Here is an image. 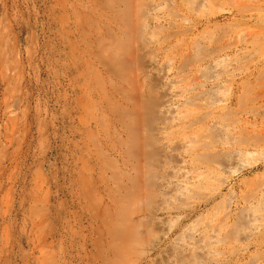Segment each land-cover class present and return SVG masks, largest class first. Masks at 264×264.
Listing matches in <instances>:
<instances>
[{
  "label": "rangeland",
  "instance_id": "1",
  "mask_svg": "<svg viewBox=\"0 0 264 264\" xmlns=\"http://www.w3.org/2000/svg\"><path fill=\"white\" fill-rule=\"evenodd\" d=\"M158 1L155 0L154 2ZM163 1L164 5L162 6L163 8L161 7V11L151 12L150 8L154 4L153 0H0V264H264V126H262L264 125V27L262 29L264 22L255 20L249 16L250 12L263 9L264 5L261 4V6L260 3H264V0H257V2L256 0H239L240 3L236 0L239 6L242 3L248 6L246 8L245 5H242L243 10H239L241 7H234V1L231 0H205V7L199 6V0H178L180 6L178 11L169 0ZM241 1L244 2L241 3ZM129 2L130 5L132 2L133 4L136 3V6H129ZM206 4L208 6L211 5V7L208 8ZM165 5L166 7L169 5V10L167 9L168 7H164ZM147 6H149V9ZM253 8L257 9L251 11ZM132 9L133 11L135 10L134 12L137 10V13H133ZM171 9L176 10L173 11ZM226 11H231V13ZM165 14L168 18H166ZM136 15L138 16L137 19ZM157 15L161 18L157 17ZM155 17L157 20H155ZM184 17L185 19L187 17V21ZM168 20H172V23ZM260 26L261 29H259ZM182 29H187L188 33L187 31L185 33ZM180 30L183 34L179 33ZM250 30L257 31L255 33L252 31V36H255L254 38L250 36L252 34ZM137 31L139 36H136ZM174 32L177 35H173L175 34ZM233 32L236 34L234 35ZM170 34L171 37L169 38ZM233 35L235 37L240 35L238 36L239 40L240 37L242 38L240 41L244 39L243 37H248V40L246 41L245 39L244 43H240L237 39H235L236 41L233 39L235 38ZM152 37L154 39L150 40ZM220 37L222 40L219 39ZM223 38L226 39L223 40ZM135 39L138 40L137 43L134 41ZM186 39H189L188 42L192 40L190 42L192 45L187 43ZM193 41L198 43L197 47L199 46V51L196 49L195 44L197 43ZM255 41L257 43H254ZM124 42L126 43L125 45ZM236 42H239L240 45ZM158 44L160 50L156 47ZM187 44L189 47H187ZM251 44L253 47L250 46ZM135 46L139 49H136ZM186 48H191L193 51ZM181 49L188 51L190 57L188 55L186 57L187 52L185 53ZM173 51L175 54L178 53V56L175 54L173 56ZM233 51L236 56H234ZM152 52L153 54H151ZM158 52L160 55H158ZM126 53L128 56L125 55ZM152 55H156L154 59L158 57L155 59L158 60L155 65L150 66L149 61L153 58L151 57ZM229 55L230 57H228ZM242 55L243 57H241ZM184 57L186 58L184 59ZM177 59L180 62L183 60L184 63H180ZM219 60L224 61V63L222 64L223 66H218L215 73L210 67H212L213 62L216 63ZM169 61L173 65L175 64L172 75L180 73L178 77H185L183 80L180 78V82H184L180 83L178 87L184 88L185 83H188L186 86H190L187 93L193 103L191 102V104L184 107L188 108L189 106L193 110L197 107L190 119L191 127L188 126L189 122L183 123L179 122V120L171 122L169 118L167 119V114L164 116V112L159 107L163 102L162 100H164V93L162 92H164L165 86H163L164 82L161 83L159 81L160 78L158 79V76L160 77L162 73L161 69L164 70L165 63L167 64ZM130 63L133 64L131 65ZM163 65L165 66L163 67ZM186 65L191 66L188 68ZM226 66L227 68H225ZM178 67H180L179 70L181 72H178ZM131 69L132 72H130ZM222 74L223 76H221ZM195 75L197 76L196 78L194 77ZM228 76L229 78H227ZM142 77L146 79L143 80ZM205 78L208 80H205ZM200 81H202V84ZM126 82H129L127 83L128 85ZM215 82L217 84H214ZM236 84H238L237 87ZM229 85L232 86L230 87ZM129 87L130 91H128ZM213 88L214 90L216 88L217 91L212 90ZM142 89L144 93H140ZM193 91L197 92L196 94L200 92H203V94L196 95ZM225 91L227 92V96H225ZM221 92L222 94H219ZM214 94L216 95L214 96ZM237 94L240 96H237ZM223 95L226 97L225 99L230 95L227 99L228 102L223 108H218L217 110L215 109L216 106L211 105L209 101L214 100L217 96L221 98ZM234 96H237L240 102ZM125 97L126 99H124ZM192 98L197 99V102ZM121 102L123 103L120 104ZM146 102L149 103L144 107ZM179 103L181 101H175L174 106H178ZM194 103H199L200 105L195 106L196 104L194 105ZM132 104H136L137 107ZM184 107L179 108L176 116H182ZM223 109L224 112H229V114L225 112L227 114L225 115ZM208 110H211L213 114ZM206 111L207 113H205ZM250 111L255 114H251ZM148 113L149 115H147ZM208 113L211 114L209 115ZM219 113L222 114V117ZM232 113H234V116ZM247 113L248 116H245ZM99 114L102 118L99 117ZM145 114L146 119L143 117ZM201 114L204 116H200ZM214 114L216 115L215 117L220 116L222 119L220 117L216 119ZM236 116L238 117L237 119H235ZM141 117L146 121L140 119ZM203 117H208L209 121H206ZM147 119L154 120L150 121ZM126 120H128V123ZM139 120L142 122H139ZM161 120H166V122L162 123L163 121ZM203 120H205V123L202 122ZM146 122H152L153 126ZM213 122H217L219 126L224 125L227 129H230L226 135L227 137L231 135L230 131L234 128L239 129L238 140H235L233 147L229 148V146L219 143L223 138L218 129L219 126H212ZM231 122L234 125L236 124L235 127ZM125 124L126 127L124 126ZM256 124L261 126L259 127ZM175 126H177V129ZM140 127L144 128V130ZM201 127H204V129ZM210 127L212 128L210 129ZM214 127L217 133L213 129ZM161 128L162 130H160ZM143 131H145L147 137L144 136L145 133ZM250 132L251 134L249 135ZM252 132L255 134H252ZM132 133L139 135L132 137ZM197 133L199 135L198 138L202 139L206 144L208 143L207 149L197 152V154L201 152L205 153L207 159L196 160L198 167L209 168L210 171H207L205 176H200L195 171L196 169L180 163L183 157H188V155L184 152L185 149L183 151V147L179 144V141L185 137H193ZM140 134L144 137L142 135L140 137ZM210 135H214V138ZM175 137H178L179 140ZM208 137L210 140H208ZM166 142H169V144H166ZM110 143L112 146H109ZM173 146L176 148L174 149ZM125 147L128 150L133 148V150L131 152L126 151ZM170 149H173V151ZM234 149L242 152L240 160L243 163V167L239 170L232 168L229 170L219 169L217 167L218 164L230 162L232 156H234ZM134 150L136 151L135 153ZM244 150L246 151L244 152ZM148 151H150L149 154ZM213 151L216 152L212 154ZM106 152L108 153L106 154ZM145 152L146 156H144ZM206 152L209 154H206ZM173 154H175V160L173 159ZM135 157L137 158V162ZM133 158L135 159L132 160ZM146 158H148V162L145 161L147 163H144L143 160H146ZM155 158L157 159L156 161H154ZM171 160L174 165L170 164L172 163ZM119 161H121V164ZM169 169L170 171L172 170L171 173ZM166 172H169L171 177ZM207 173L209 175H206ZM130 176L132 179H130ZM141 176L147 177L140 180ZM180 176H182L181 180ZM87 177L90 178L88 179ZM133 177H135V182ZM197 177L199 178L197 179ZM98 181L101 183L99 184ZM126 181L127 183H125ZM138 183L139 185L137 186ZM143 183L144 185H141ZM149 183L150 185H154L150 186L151 190L148 186ZM119 186L120 188L118 189ZM144 186H146L145 189ZM160 186L164 189H161ZM169 187L171 189L178 188L179 194L177 197L170 198L166 196ZM152 188L154 189L152 190ZM149 190L150 193L148 192ZM156 191H163L164 193L161 192L160 194V192L157 193ZM139 192L141 194L137 195ZM132 193L135 198H133ZM149 194L150 197L148 196ZM154 195L158 196V198ZM145 196L148 198L146 201ZM165 196L167 197L166 200L164 199ZM140 198L142 199L140 200ZM143 198L144 201H142ZM100 202H102L101 206ZM158 205H161V208H166V212L159 211L160 207ZM130 206L132 209L134 208L133 211ZM175 206H180V209H175ZM167 215L171 217H165ZM163 218L169 219L164 220ZM79 219L84 221L81 222ZM87 220H94L95 222L90 221L91 223L89 224ZM137 221L141 223L138 222V225ZM220 225L221 227L223 226L220 235L222 241L215 243L211 235H213L214 230L220 227ZM168 228L169 231L167 230ZM129 230L135 233L131 234ZM166 231L170 233L168 234ZM188 231L192 233H188ZM128 235L129 237H126ZM162 235L164 238H162ZM99 236L104 242L101 241ZM222 236H225V239ZM133 237L134 239H132ZM210 238L211 241H209ZM127 239L128 242L126 241ZM91 240L94 241L90 242ZM223 240L225 241L223 242ZM129 241L134 244L131 246L132 243ZM137 241L141 243L138 244ZM202 243L208 244L207 246L202 245V248ZM192 244L194 247L191 246ZM118 245L120 246L118 247ZM124 245H127L126 249ZM195 246L198 247L197 250ZM120 248L122 250L119 251ZM191 248H194L192 253ZM121 253L123 254L122 256ZM219 261L220 263H218Z\"/></svg>",
  "mask_w": 264,
  "mask_h": 264
},
{
  "label": "bare ground",
  "instance_id": "2",
  "mask_svg": "<svg viewBox=\"0 0 264 264\" xmlns=\"http://www.w3.org/2000/svg\"><path fill=\"white\" fill-rule=\"evenodd\" d=\"M131 1H135V0H131ZM154 1H155V0H153V2H154ZM169 1H170V2H171V3L177 8V11H178V10H179L178 8L180 7L179 4H178V0H169ZM180 1H181V0H180ZM182 1H184V0H182ZM188 1H189V0H188ZM207 1H208V0H207ZM211 1H213V0H211ZM231 1H234V2H233L234 7H241V6L243 5L242 2H244V1H241L242 4H240L241 6H239V3H240L239 0H238L239 3H238V1H236V0H231ZM231 1H230V2H231ZM253 1H255V0H253ZM253 1H252V2H253ZM147 2H148V1H147ZM153 2H152V3H153ZM170 2H169V3H170ZM186 2H187V1H186ZM186 2H185V4H186ZM250 2H251V1H250ZM256 2H257V0H256ZM256 2H255V3H256ZM262 2H263V1H262ZM205 3H206L205 0H199V3H198V4H199V6H200V5H201V6H204ZM210 3H211V2H210ZM213 3H214V2H213ZM216 3H217V2H216ZM227 3H228V2H227ZM253 3H254V2H253ZM258 3H259V2H258ZM135 4H136V3L133 4V2L131 3L132 6H133V5L136 6ZM207 4H208V3H207ZM207 4H206V6L209 5V4H208V5H207ZM211 4H212V3H211ZM214 4H215V3H214ZM248 4H249V3H248ZM261 4L264 5V3H260V5H261ZM128 5L131 6V5H130V2L128 3ZM163 5H164V1H163V0H159L158 2H154V4H153V5L151 6V8H150V9H151V12H152V11H155V12H156L157 10H160V11H161V9L163 8V7H162ZM170 5H171V4H170ZM229 5H230V4H229ZM235 5H236V6H235ZM244 5H245V4H244ZM244 5H243V6H244ZM129 6H128V7H129ZM168 6H169V5H168ZM168 6H167V7H168ZM174 6H173V7H174ZM191 6H192V5H191ZM215 6H216V5H215ZM261 6H262V5H261ZM147 7H148V9H149V6H147ZM161 7H162V8H161ZM164 7H166V5H165ZM167 7H166V8H167ZM173 7H172V8H173ZM196 7H197V6H196ZM204 7H205V6H204ZM210 7H211V5L208 6V8H210ZM222 7H224V6L222 5ZM222 7H221V8H222ZM230 7H231V6H230ZM232 7H233V6H232ZM245 7L247 8L248 6L245 5ZM249 7H250V6H249ZM251 7H256V6H251ZM259 7H260V6H259ZM129 8H130V7H129ZM135 8H136V7H135ZM143 8H144V7H143ZM159 8H160V9H159ZM133 9H134V7H133ZM133 9H132V11H133ZM137 9H138V8H137ZM167 9L169 10V7H168ZM228 9H230V8H228ZM237 9H239V8H237ZM241 9H242V7H241L239 10H241ZM254 9H255V8L251 9V11L254 10ZM256 9H257V8H256ZM256 9H255V10H256ZM171 10H173V9H171ZM175 10H176V9H174L173 11H175ZM191 10H192V9H191ZM194 10H195V9H194ZM200 10H201V9H200ZM200 10H199V11H200ZM217 10H218V9H217ZM232 10H233V9H232ZM242 10H243V9H242ZM134 11H135V10H134ZM134 11H133V13L136 14V13H137V10H136V12H134ZM164 11H166V10H164ZM181 11H182V10H181ZM192 11H193V10H192ZM222 11H223V10H222ZM246 11L248 12V10H246ZM130 12H131V10H130ZM210 12H213V11H210ZM226 12H230V13H231V11H226ZM133 13H132V14H133ZM145 13H146V12H145ZM159 13H160V12H159ZM166 13H167V12H166ZM168 13H169V12H168ZM178 13H179V12H178ZM180 13H181V12H180ZM187 13H188V12H187ZM192 13H193V12H192ZM198 13H199V12H198ZM218 13H219V12H218ZM220 13H221V11H220ZM223 13H224V12H223ZM230 13H229V14H230ZM237 13H238V12H237ZM242 13H243V12H242ZM147 14H148V13H147ZM163 14H164V13H163ZM169 14H170V13H169ZM174 14H175V13H174ZM245 14H246V13H245ZM139 15H140V14H139ZM165 15H166V14H165ZM183 15H184V14H183ZM186 15H187V14H186ZM202 15H204V14H202ZM233 15H234V14H233ZM235 15H236V14H235ZM134 16H135V15H134ZM162 16H163V15H162ZM221 16H222V15H221ZM249 16H250L251 18H254L255 20L263 21V22H264V7H263V9H259V10L256 11V12H250V15H249ZM131 17H132V15H131ZM137 17H138V16L136 15V19H137ZM146 17H147V16H146ZM157 17H160V16L157 15ZM188 17H189V16H188ZM194 17H196V16H194ZM213 17H214V16H213ZM224 17H225V16H224ZM230 17H231V16H230ZM240 17H241V16H240ZM240 17H239V18H240ZM133 18H135V17H133ZM139 18H140V17H139ZM141 18H142V17H141ZM160 18H161V17H160ZM160 18H158V19H160ZM166 18H168L167 15H166ZM166 18H165V19H166ZM169 18H170V16H169ZM177 18H178V17H177ZM179 18H180V16H179ZM201 18H202V17H201ZM217 18H218V17H217ZM184 19H185V17H184ZM184 19H182V20H184ZM190 19H191V18H190ZM235 19H236V18H235ZM241 19H242V18H241ZM132 20H133V19H132ZM151 20H152V19H151ZM153 20H154V19H153ZM155 20H157L156 17H155ZM161 20H162V19H161ZM180 20H181V19H180ZM180 20H179V21H180ZM185 20L187 21V17H186ZM211 20H212V19H211ZM213 20H214V19H213ZM231 20H232V19H231ZM168 21H169V20H168ZM168 21H167V23H168ZM171 21H172V20H171ZM171 21H169V22H171ZM175 21H176V20H175ZM186 21H185V23H186ZM133 22H134V21H133ZM164 22H165V20H164ZM176 22H178V21H176ZM181 22H183V21H181ZM189 22H190V20H189ZM129 23H130V22H129ZM131 23H132V21H131ZM131 23H130V24H131ZM136 23H137V22H135V24H136ZM143 23H144V22H143ZM171 23H172V22H171ZM179 23H180V22H179ZM201 23H202V22H201ZM201 23H200V24H201ZM209 23H210V22H209ZM213 23H214V21H213ZM234 23H235V22H234ZM238 23H239V21H238ZM135 24H134V25H135ZM139 24H140V23H139ZM162 24H163V23H162ZM168 24H169V23H168ZM174 24H175V23H174ZM193 24H194V23H193ZM206 24H207V23H206ZM216 24H217V23H216ZM137 25H138V23H137ZM176 25H178V23H176ZM213 25H215V24H213ZM218 25H219V24H218ZM130 26H131V25H130ZM160 26H162V25L160 24ZM172 26H173V25H172ZM215 26H216V25H215ZM244 26H245V25H244ZM248 26H249V25H248ZM261 26H262V25H261ZM261 26H260L259 29H261ZM119 27H120V26H119ZM122 27H123V26H122ZM127 27H128V26H127ZM157 27H158V26H157ZM191 27H192V24H191ZM191 27H190V29L193 28V27H192V28H191ZM206 27H207V25H206ZM228 27H230V26H228ZM258 27H259V26H258ZM263 27H264V26H262V29H263ZM131 28H132V26H131ZM133 28H134V27H133ZM144 28H145V27H144ZM158 28H160V27H158ZM194 28H195V26H194ZM203 28H204V26H203ZM210 28H211V27H210ZM235 28H236V27H235ZM248 28H249V27H248ZM251 28H252V27H251ZM117 29H118V28H117ZM129 29H130V28H129ZM134 29H135V28H134ZM165 29H166V28H165ZM230 29H231V28H230ZM246 29H247V28H246ZM253 29H254V28H253ZM123 30H124V28H123ZM136 30H138V29H136ZM145 30H146V29H145ZM160 30H161V29H160ZM166 30H168V29H166ZM183 30H184V29H182V31H183ZM196 30H199V29H196ZM203 30H205V29H203ZM203 30H202V32H203ZM232 30H233V29H232ZM244 30H245V29H244ZM244 30H243V31H244ZM154 31H155V30H154ZM178 31H179V30H178ZM185 31H187V33H188V30H187V29L184 30V32H185ZM192 31H193V30H192ZM237 31H238V30H237ZM252 31H253V30H252ZM252 31L250 30L251 33H252ZM262 31H263V30H262ZM101 32H102V31H101ZM127 32H128V28H127ZM171 32H172V31H171ZM198 32H199V31H198ZM202 32H201V33H202ZM255 32H257V31H255ZM255 32L253 31V33H255ZM122 33H123V32H122ZM125 33H126V32H125ZM125 33H124V34H125ZM132 33H133V32H132ZM132 33H131V34H132ZM172 33H173V32H172ZM174 33H175V32H174ZM179 33H180V34H183V33L181 32V30H180ZM185 33H186V32H185ZM189 33H190V32H189ZM253 33L250 34V36H252ZM259 33H260V32H259ZM263 33H264V32H263ZM97 34H98V33H97ZM128 34H129V33H128ZM136 34H137L136 36H139V35H138V34H139L138 31L136 32ZM199 34H200V33H199ZM203 34H204V33H203ZM203 34H202V35H203ZM205 34H206V33H205ZM233 34H234V32H233ZM235 34H236V33H235ZM235 34H234V35H235ZM261 34H262V33H261ZM114 35H115V34H114ZM152 35H153V34H152ZM154 35H155V34H154ZM173 35H177V34L175 33V34H173ZM202 35H200V36H202ZM225 35L227 36V34H225ZM228 35H229V34H228ZM234 35H233V37H235ZM245 35L247 36V34H245ZM256 35H258V34H256ZM132 36H134V35H132ZM156 36L158 37V35H156ZM156 36H155V37H156ZM167 36H168V35H167ZM193 36H194V35H193ZM211 36H212V35H211ZM213 36H214V35H213ZM236 36H237V35H236ZM238 36H240V35H238ZM238 36L235 37V38H233V37H232V38H233L234 40L237 39V41H239L240 43H244V42H245V39H246V41L248 40V37H243V38H244V39H243L244 41H243V40L240 41L242 38L240 37V40H239V37H238ZM241 36H242V35H241ZM243 36H244V35H243ZM164 37H166V36H164ZM168 37L170 38V37H171V34H170V36H168ZM168 37H167V38H168ZM202 37H203V36H202ZM208 37H209V36H208ZM227 37H229V36H227ZM227 37H226V38H227ZM230 37H231V36H230ZM252 37H253V36H252ZM254 37H255V36H254ZM254 37H253V38H254ZM122 38H123V37H122ZM130 38H131V37H130ZM177 38H178V37H177ZM177 38H176V40H177ZM184 38H185V37H184ZM186 38H187V37H186ZM226 38H223V40L226 39ZM152 39H154V38L152 37L150 40H152ZM173 39H175V38H173ZM173 39H172V40H173ZM190 39H191V37H190ZM193 39H194V38H193ZM196 39H197V37H196ZM196 39H195V40H196ZM199 39H202V38H199ZM219 39L222 40L221 37H220ZM233 39H232V40H233ZM251 39H252V38H251ZM256 39H257V38H256ZM256 39H255V40H256ZM186 40H187V39H186ZM197 40H198V39H197ZM197 40H196V41H197ZM202 40H203V39H202ZM205 40H206V39H205ZM208 40H209V39H208ZM217 40H218V39H217ZM229 40H230V39H229ZM234 40H233V41H234ZM257 40H258V39H257ZM257 40H256V41H257ZM134 41H136V43L138 42V40H136V39H135ZM154 41H156V40H154ZM157 41H158V39H157ZM178 41H179V40H178ZM188 41H189V39H188L186 42L189 43L190 45H192V44L190 43L192 40H190V42H188ZM196 41H193V42H196ZM235 41H236V40H235ZM253 41H254V40H253ZM256 41H255L254 43H257ZM125 42H126V41H125ZM125 42H124V45H125L126 43H128V42H126V43H125ZM159 42H160V41H159ZM172 42H173V41H172ZM183 42H184V41H183ZM186 42H185V43H186ZM197 42H198V41H197ZM197 42H196V43H197ZM207 42H208V41H207ZM239 42H236V43L238 44ZM132 43H134V42L132 41ZM136 43H135V45H136ZM149 43H150V42H149ZM177 43H178V42H177ZM179 43H181V42L179 41ZM198 43H199V42H198ZM198 43L195 44L196 47H197ZM210 43H211V41H210ZM214 43H215V42H214ZM225 43H226V42H225ZM225 43H224V44H225ZM240 43H239L238 45H240ZM247 43H248V42H247ZM254 43H253V46H254ZM152 44H153V43H152ZM168 44H169V43H168ZM147 45H148V44H147ZM170 45H171V44H170ZM178 45H179V44H178ZM178 45H176V46H178ZM180 45H182V44H180ZM185 45H186V44H185ZM195 45H193V46H195ZM209 45H210V44H209ZM221 45H222V44H221ZM229 45H230V44H228V46H229ZM248 45H249V43H248ZM154 46H155V45H154ZM223 46H224V45H223ZM236 46H237V45H236ZM245 46H246V45H245ZM250 46H252V44H251ZM253 46H252V47H253ZM123 47H124V46H123ZM125 47H126V46H125ZM128 47H129V46H128ZM135 47H136V46H135ZM139 47H140V46H139ZM156 47H158V49L160 50V48H159V44H158V46H156ZM184 47H186V46H184ZM184 47H182V48H184ZM187 47H189L188 44H187ZM225 47L227 48V46H225ZM229 47H230V46H229ZM243 47H244V46H243ZM243 47H242V50H243ZM258 47H259V46H258ZM137 48H138V47H136V49H137ZM152 48H153V47H152ZM152 48H151V49H152ZM177 48H178V47H177ZM193 48H194V47H193ZM230 48H232V47H230ZM245 48H246V47H245ZM133 49H134V46H133ZM138 49H139V48H138ZM167 49H169V48H167ZM184 49H185V48H184ZM186 49H189V48H186ZM196 49H198V51H199V50H200L199 46H198ZM212 49H213V48H212ZM222 49H223V48H222ZM222 49H220V50H222ZM233 49H234V48H233ZM238 49H239V48H238ZM153 50H154V49H153ZM156 50H157V49H156ZM165 50H166V49H165ZM171 50H172V49H171ZM171 50H170V51H171ZM175 50H176V47H175ZM178 50H179V48H178ZM178 50H177V51H178ZM182 50H183V49H181V51H182ZM189 50H192V49L190 48ZM247 50H249V48H247ZM260 50H261V49H260ZM128 51H129V50H128ZM181 51H180V52H181ZM183 51H185V50H183ZM192 51H193V50H192ZM222 51H223V50H222ZM249 51H250V50H249ZM139 52H140V51H139ZM155 52H156V51H155ZM155 52H154V53H155ZM159 52H160V51H159ZM159 52H158V53H159ZM171 52H172V51H171ZM171 52H170V53H171ZM186 52H187V54H186V57H187V55L189 56V54H188L189 52H188V51H185V53H186ZM233 52H234V51H233ZM239 52H240V51H239ZM239 52H237V53H239ZM262 52H263V51H262ZM127 53H128V52H127ZM127 53H126L125 55H127ZM131 53H132V52H131ZM136 53H138V52L136 51ZM158 53H157V54H158ZM161 53H162V52H161ZM165 53H167V52H165ZM191 53H192V52H191ZM216 53H217V52H216ZM219 53H220V52H219ZM226 53H227V52H226ZM230 53H231V52H230ZM245 53H246V52H245ZM151 54H153V52H152ZM162 54H163V53H162ZM162 54H161V55H162ZM171 54H172V53H171ZM174 54H175V53H174V51H173V56H174ZM177 54H178V53H176L175 55H177ZM220 54H221V53H220ZM227 54H229V53H227ZM260 54H261V53H260ZM133 55H134V54H133ZM158 55H160V53H159ZM180 55H181V53H180ZM183 55H184V54H183ZM190 55H191V54H190ZM244 55H245V54H244ZM118 56H119V55H118ZM127 56H128V55H127ZM130 56H132V54H130ZM138 56H139V55H138ZM154 56H156V55H152V56H151V57H153L152 59H150V57H149V59H150V61H149L150 66L155 65L156 62H157V60H158V59L155 60V59L158 58V57H156V58L154 59ZM162 56H165V55H162ZM162 56H159V57H162ZM177 56H178V55H177ZM177 56H175V57H177ZM181 56H182V55H181ZM232 56H233V55H232ZM232 56H231V57H232ZM234 56H236L235 52H234ZM122 57H123V56H122ZM139 57H140V56H139ZM170 57H171V56H170ZM186 57H184V59H185ZM189 57H190V56H189ZM189 57H188V59H189ZM218 57H220V56H218ZM228 57H230V55H229ZM241 57H243V55H242ZM262 57H263V56H262ZM125 58H127V57H125ZM168 58H169V57H168ZM214 58H216V57H214ZM260 58H261V57H260ZM136 59H137V58H136ZM179 59H180V57H179ZM208 59H209V58H208ZM216 59H217V58H216ZM218 59H219V58H218ZM225 59H226V57H225ZM132 60H134V59H132ZM177 60H178V59H177ZM230 60H232V59H230ZM234 60H235V59H234ZM95 61H96V60H95ZM126 61H127V59H126ZM129 61H130V60H129ZM145 61H146V60H145ZM163 61H164V60H163ZM178 61H179V60H178ZM186 61H187V60H186ZM214 61H215V60H214ZM235 61H236V60H235ZM252 61H253V60H252ZM252 61H251V62H252ZM123 62L125 63V61H123ZM158 62H159V61H158ZM179 62H180V61H179ZM181 62H183V60H182ZM181 62H180V63H181ZM226 62H227V61H226ZM241 62H242V61H241ZM251 62H250V63H251ZM261 62H262V61H261ZM263 62H264V60H263ZM180 63H179V65H180ZM183 63H184V62H183ZM203 63H204V62H203ZM210 63H211V62H210ZM223 63H224V61H222V60H219V62H216V63L213 62L212 65H211L212 67H210V68L212 69L213 72H215V71H217L218 66H219V65H222ZM229 63H230V62H229ZM130 64L132 65L133 63H130ZM157 64H158V63H157ZM193 64H194V63H193ZM208 64H209V63H208ZM236 64H237V62H236ZM236 64H235V66H236ZM238 64H239V62H238ZM128 65H129V64H128ZM165 65H166V66H165ZM165 65H163V67L165 66V69H164V70H162V69L160 68L161 71H162V73H161L160 77L158 76V79L160 78L159 81H161V83H162V82L165 83V85H164V83H163V86H165V90H163L164 92H162V93H164V94H163V95H164V100H162L163 102H162V104L160 103L161 105H160L159 107L161 108V111L164 112V116L167 114V119L169 118V120H170L171 122H174L175 120H179V122H183V123H184V122H189V123H190V119H191V117L193 116L194 111L197 109V107H196L195 110H193L192 108H189V106H188V108H187V107H184V106H186V105H188V104H191V102H192L191 99H190L191 97L189 96V97H190V98H189V97H188V93H187V90L190 88V86H186L188 83H185L186 85L184 84V85H185L184 88H179L178 86L180 85V83H183V82H184V81H183V82H182V81L180 82V78H182V80H183L185 77H184V78L181 77V76L178 77V75H179L180 73H179V74H175V73H173V74H175V75H174V76L172 75V71L174 70L173 67H174V65H175V64L173 65L172 62L169 61V62H167V64L165 63ZM252 65H253V64H252ZM259 65H260V63H259ZM133 66H134V65H133ZM147 66H148V65H147ZM158 66H159V65H158ZM158 66H156V67H158ZM177 66H178V65H177ZM182 66H183V65H182ZM186 66H188V65H186ZM190 66H191V65H189L188 68H189ZM201 66H202V65H201ZM203 66H204V64H203ZM208 66H209V65H208ZM222 66H223V65H222ZM219 67H220V66H219ZM131 68H132V67H131ZM134 68H135V67H134ZM153 68H154V67H153ZM153 68H152V69H153ZM179 68H180V67H178V72H181V70H179ZM186 68H187V67H186ZM188 68H187V69H188ZM191 68H193V67H191ZM191 68H190V70H191ZM210 68H209V69H210ZM225 68H227V66H226ZM225 68H224V69H225ZM235 68H236V67H235ZM235 68H234V69H235ZM92 69H93V68H92ZM132 69H133V68H132ZM132 69H131L130 72H132ZM183 69H184V68H183ZM197 69H198V68H197ZM211 69H210V70H211ZM220 69H221V68H220ZM240 69H241V68H240ZM240 69H239V70H240ZM254 69H255V68H254ZM254 69H253V71H254ZM129 70H130V69H129ZM146 70H147V69H146ZM146 70H145V71H146ZM148 70H149V67H148ZM237 70H238V69H237ZM134 71H136V70H134ZM134 71H133V73H134ZM139 71H140V70H139ZM142 71H143V70H142ZM142 71H141V72H142ZM182 71H183V70H182ZM188 71H189V70H188ZM195 71H196V70H195ZM203 71H205V70H203ZM203 71H202V73H203ZM220 71H221V70H220ZM224 71H225V70H224ZM224 71H223V72H224ZM246 71H247V70H246ZM249 71H251V70H249ZM130 72H129V73H130ZM141 72H140V73H141ZM146 72H147V71H146ZM150 72H151V71H150ZM152 72H153V71H152ZM227 72H228V71H227ZM241 72H242V70H241ZM247 72H248V71H247ZM263 72H264V71H263ZM104 73H105V72H104ZM185 73H186V72H185ZM197 73H198V72H197ZM200 73H201V72H200ZM211 73H212V72H211ZM211 73H210V74H211ZM215 73H216V72H215ZM239 73H240V72H239ZM97 74H98V73H97ZM100 74H101V73H100ZM118 74H119V73H118ZM126 74H127V73H126ZM141 74H142V73H141ZM144 74H145V72H144ZM151 74H152V73H151ZM151 74H149V75H151ZM159 74H160V73H159ZM182 74H183V73H182ZM187 74H188V73H187ZM192 74H193V73H192ZM246 74H247V73H246ZM185 75H186V74H185ZM201 75H202V74H201ZM224 75H226V74H224ZM237 75H238V74H237ZM241 75H242V74H241ZM241 75H240V76H241ZM127 76H128V75H127ZM142 76H143V75H142ZM146 76H147V75H146ZM155 76H156V75H155ZM182 76H183V75H182ZM198 76H199V75H198ZM202 76H205V75H202ZM202 76H201V77H202ZM206 76H208V75H206ZM219 76H220V75H219ZM221 76H223V74H222ZM238 76H239V75H238ZM250 76H251V75H250ZM147 77H148V76H147ZM194 77L196 78L197 76L195 75ZM251 77H252V76H251ZM82 78H83V77H82ZM227 78H229V76H228ZM234 78H235V77H234ZM241 78H242V77H241ZM246 78H249V77H246ZM124 79H125V78H124ZM142 79L145 80L146 78L144 79V78L142 77ZM147 79H148V78H147ZM155 79H156V78H155ZM192 79H193V78H192ZM192 79H191V80H192ZM201 79H202V78H201ZM231 79H232V78H231ZM143 80H142V81H143ZM191 80H190V81H191ZM199 80H200V79H199ZM199 80H198V81H199ZM205 80H208V79L205 78ZM241 80H242V79H241ZM251 80H252V79H251ZM142 81H141V82H142ZM192 81H194V80H192ZM222 81H223V80H222ZM222 81H221V82H222ZM225 81H226V80H225ZM225 81H224V82H225ZM227 81H228V79H227ZM229 81H230V79H229ZM239 81H240V80H239ZM247 81H248V80H247ZM249 81H250V80H249ZM256 81H257V80H256ZM123 82H124V81H123ZM130 82H131V81H130ZM141 82H140V83H141ZM154 82H155V81H154ZM200 82H201V84H202V81H200ZM200 82H199V83H200ZM218 82H219V81H218ZM240 82H241V81H240ZM245 82H246V81H245ZM259 82H260V81H259ZM127 83H129V82H126V84H127ZM142 83H143V82H142ZM146 83H147V82H146ZM155 83H157V82H155ZM193 83H195V82H193ZM206 83H207V81H206ZM206 83H205V84H206ZM226 83H227V82H226ZM229 83H230V82H229ZM231 83H232V82H231ZM237 83H238V82H237ZM86 84H87V83H86ZM104 84H105V83H104ZM107 84H108V83H107ZM130 84H131V83H130ZM138 84H139V83H138ZM143 84H144V83H143ZM143 84H142V86H143ZM153 84H154V83H153ZM196 84H197V83H196ZM196 84H195V85H196ZM201 84H200V85H201ZM203 84H204V83H203ZM211 84H212V83H211ZM214 84H217V82H215ZM220 84H222V83H220ZM227 84H228V83H227ZM227 84H226V85H227ZM239 84H240V83H239ZM255 84H256V83H255ZM97 85H98V84H97ZM119 85H120V84H119ZM127 85H128V84H127ZM189 85H191V84H189ZM197 85H199V84H197ZM218 85H219V84H218ZM237 85H238V84H236V87H237ZM111 86H112V85H111ZM212 86H214V85H212ZM222 86H223V85H222ZM222 86H221V87H222ZM229 86H230V85H229ZM231 86H232V85H231ZM231 86H230V87H231ZM263 86H264V85H263ZM263 86H262V87H263ZM121 87H122V86H121ZM121 87H119V88H121ZM139 87H141V86L139 85ZM221 87H219V88H221ZM225 87H226V86H225ZM254 87H255V86H254ZM262 87H261V88H262ZM137 88H138V87H137ZM144 88H145V87H144ZM163 88H164V87H163ZM204 88H205V87H204ZM209 88H211V86H209ZM227 88H228V85H227ZM251 88H252V87H251ZM258 88H259V86H258ZM196 89H197V88H196ZM228 89H229V88H228ZM230 89H231V88H230ZM236 89H237V88H236ZM236 89H235V90H236ZM246 89H247V88H246ZM130 90H131V89H130V87H129V90H128V91H130ZM132 90H133V89H132ZM136 90H137V89H136ZM212 90H214V88H213ZM212 90H211V92H212ZM215 90L217 91L216 88H215ZM215 90H214V91H215ZM88 91H89V90H88ZM133 91H134V90H133ZM137 91H138V90H137ZM144 91H145V90H144ZM199 91H200V90H199ZM208 91H209V89H208ZM219 91H221V90L219 89ZM228 91H230V90H228ZM237 91H238V90H237ZM254 91H255V90H254ZM139 92H140V91H139ZM142 92H143V89H142V91H141L140 93H142ZM193 92H194V91H193ZM225 92H226V91H225ZM231 92H232V91H231ZM137 93H138V92H137ZM143 93H144V92H143ZM194 93H195V92H194ZM196 93H197V92H196ZM196 93H195V94H196ZM198 93H199V92H198ZM214 93H215V92H214ZM242 93H243V90H242ZM81 94H82V93H81ZM200 94H203V92H202V93L200 92L199 94H196V95H200ZM209 94H210V93H209ZM216 94H217V93H216ZM216 94H214V96H215ZM219 94H222V92L219 93ZM228 94H229V92H228ZM230 94H231V93H230ZM243 94H244V93H243ZM250 94H251V93H250ZM263 94H264V93H263ZM123 95H124V94H123ZM146 95H147V94H146ZM190 95H191V94H190ZM192 95H193V94H192ZM196 95H193V96H196ZM211 95H213V94L211 93ZM211 95H210V97H212ZM224 95H225V94H224ZM224 95H223V96H224ZM125 96H126V95H125ZM131 96H132V94H131ZM131 96H130V97H131ZM142 96L144 97V95H142ZM223 96H222V97H223ZM225 96H227V92H226V95H225ZM225 96H224L223 98H222V97L220 98V96H219V98H218V96H217V97H215L214 100L209 101V103H210L211 105H213V106H216L215 109H217V110H218V108L221 109V108H223V107L226 105V103L228 102L227 99L229 98L230 95H228V98H227V99H225V98H226ZM237 96H240V95L237 94ZM237 96H234V98L237 97ZM254 96H255V95H254ZM201 97H202V96H201ZM263 97H264V96H263ZM104 98H105V97H104ZM134 98H136V97H134ZM141 98H142V97H141ZM213 98H214V97H213ZM213 98H212V99H213ZM230 98H233V97H230ZM124 99H126V97H125ZM137 99H138V97H137ZM192 99H194V98H192ZM203 99H204V98H203ZM210 99H211V98H210ZM237 99H238V97H237ZM121 100H122V99H121ZM129 100H130V99H129ZM132 100H133V99H132ZM140 100H142V99H140ZM145 100H146V98H145ZM145 100H144V101H145ZM177 100L181 101V103H179L178 106H174V103H175V101L177 102ZM194 100L197 102V99H194ZM201 100H202V99H201ZM204 100H205V99H204ZM238 100H239V99H238ZM133 101H134V100H133ZM133 101H132V102H133ZM138 101H139V100H138ZM195 101H194V102H195ZM207 101H208V100H207ZM235 101H236V99H235ZM123 102H125V101L123 100ZM123 102H121L120 104H122ZM130 102H131V100H130ZM136 102H137V101H136ZM142 102H143V101H142ZM198 102H200V104H202L201 101L198 100ZM239 102H240V100H239ZM243 102H244V101H243ZM92 103H93V102H92ZM118 103H119V101H118ZM125 103H126V102H125ZM140 103H141V102H140ZM147 103H149V102H146L144 107L147 106V105H146ZM192 103H193V102H192ZM203 103H205V102H203ZM230 103H231V102H230ZM230 103H229V104H230ZM254 103H255V102H254ZM129 104H130V103H129ZM195 104H196V103H194V105H195ZM200 104L197 103L195 106H199ZM205 104H206V103H205ZM123 105H125V104H123ZM123 105H122V106H123ZM132 105H134V104H132ZM132 105H131V108H132ZM138 105H140V104H138ZM150 105H153V104H150ZM230 105H231V104H230ZM234 105H235V104H234ZM119 106H120V105H119ZM122 106H121V107H122ZM134 106L137 107L136 104H135ZM134 106H133V107H134ZM207 106H208V105H207ZM228 106H229V105H228ZM240 106H241V105H240ZM109 107H110V106H109ZM125 107H126V106H125ZM150 107H151V106H150ZM180 107H181V108L184 107V108H183V114H182L181 117H178V116H176V113H177V111L179 110ZM190 107H193V106H190ZM226 107H227V106H226ZM241 107H242V106H241ZM253 107H254V106H253ZM127 108H129V107H127ZM138 108H139V107H138ZM200 108H201V107H200ZM227 108H228V107H227ZM227 108H226V110H227ZM234 108H236V107H234ZM263 108H264V107H263ZM103 109H104V108H103ZM145 109H146V108H145ZM153 109H154V108H153ZM198 109H199V108H198ZM209 109H210V108H209ZM131 110H132V109H131ZM134 110H137V109H134ZM138 110H139V109H138ZM140 110H141V109H140ZM201 110H202V109H201ZM212 110H213V109H212ZM234 110H236V109H234ZM262 110H263V109H262ZM105 111H107V110H105ZM132 111H133V110H132ZM154 111H155V109H154ZM198 111H199V110H198ZM208 111H209V110H208ZM210 111H211V110H210ZM210 111H209V112H210ZM213 111H216V110H213ZM219 111H220V110H219ZM232 111H233V109H232ZM238 111H239V110H238ZM240 111H241V110H240ZM103 112H104V111H103ZM113 112H114V111H113ZM113 112H112V113H113ZM133 112H134V111H133ZM147 112H148V111H147ZM178 112H179V111H178ZM223 112H224V109H223ZM225 112H226V111H225ZM225 112H224V113H225ZM230 112H231V111H230ZM101 113H102V112H101ZM116 113H117V112H116ZM134 113H135V112H134ZM137 113H138V112H137ZM198 113L200 114V112H198ZM201 113H202V112H201ZM205 113H207V111H206ZM205 113H204V114H205ZM211 113H212V111H211ZM211 113H210V114H211ZM226 113L229 114V112H226ZM226 113H225V115H227ZM250 113L253 114V115L255 114V113H253V112H251V111H250ZM104 114H105V113H104ZM104 114H103V116H105ZM152 114H153V113H152ZM208 114H209V113H208ZM210 114H209V115H210ZM212 114H213V113H212ZM219 114H220V113H219ZM232 114H233V116H234V113H232ZM99 115H100V114H99ZM128 115H129V114H128ZM130 115H131V114H130ZM139 115H140V114H139ZM147 115H149V113H148ZM221 115H222V114H220V116H221ZM236 115H237V114H236ZM141 116H142V115H141ZM164 116H163V117H164ZM198 116H199V115H198ZM200 116H204V115L201 114ZM215 116H216V115L214 114V117H215ZM220 116H219V117H220ZM238 116H239V115H238ZM240 116H241V114H240ZM245 116H248V113H247V115H245ZM96 117H97V116H96ZM99 117L102 118L101 115H100ZM99 117H98V118H99ZM143 117H145V119H146V114L143 115ZM143 117H141L140 119H144ZM147 117H148V116H147ZM150 117H151V116H150ZM194 117H195V115H194ZM219 117H215V118H216V119H217V118L219 119ZM221 117H222V116H221ZM221 117H220V118H221ZM226 117H227V116H226ZM228 117H229V116H228ZM241 117H242V116H241ZM243 117H244V116H243ZM94 118H95V117H94ZM98 118H96V119H98ZM101 118H100V119H101ZM134 118H135V117H134ZM134 118H133V119H134ZM164 118H165V117H164ZM203 118H204V117H203ZM203 118H202V119H203ZM207 118H208V117H207ZM207 118H204V119H206V121H207V120H208ZM233 118H234V117H233ZM233 118H232V119H233ZM237 118H238V117L236 116L235 119H237ZM254 118H255V117H254ZM133 119H132V120H133ZM145 119H144V120H145ZM167 119H166V120H167ZM194 119H195V118H194ZM199 119H200V118H199ZM212 119H213V118H212ZM212 119H211V120H212ZM221 119H222V118H221ZM243 119H244V118H243ZM247 119H248V118H247ZM262 119H263V118H262ZM112 120H113V119H112ZM117 120H118V119H117ZM117 120H116V121H117ZM147 120H150V121H151L152 119H147ZM153 120H154V119H153ZM153 120H152V121H153ZM166 120H165V121H164V120H161V121H163L162 123H165ZM169 120H168V121H169ZM230 120H231V119H230ZM244 120L246 121V119H244ZM256 120H257V119H256ZM94 121H95V120H94ZM121 121H122V120H121ZM137 121H138V120H137ZM145 121H146V120H145ZM170 121H169V122H170ZM192 121H194V120H192ZM192 121H191V122H192ZM204 121H205V120H203L202 122H204ZM208 121H209V120H208ZM214 121H215V120H214ZM217 121H218V120H217ZM242 121H243V120H242ZM250 121H251V120H250ZM252 121H253V120H252ZM118 122H119V120H118ZM122 122H123V121H122ZM126 122L128 123V120H126ZM139 122H142V121L139 120ZM232 122H233V121H232ZM232 122H231V123H232ZM235 122H237V121H235ZM247 122H248V121H247ZM96 123H97V121H96ZM103 123H104V122H103ZM146 123H150V125L152 124V122H146ZM158 123H160V122H158ZM175 123H176V122H175ZM189 123H188V124H189ZM204 123H205V122H204ZM211 123H212V122H211ZM224 123H225V122H224ZM239 123H240V122H239ZM248 123H249V122H248ZM100 124H101V123H100ZM112 124H113V123H112ZM123 124H124V123H123ZM144 124H145V122H144ZM160 124H161V123H160ZM185 124H186V123H185ZM185 124H184V125H185ZM188 124H187V125H188ZM194 124H195V123H194ZM199 124H200V122H199ZM201 124H202V123H201ZM206 124H207V123H206ZM209 124H210V122H209ZM218 124H219V123H217V122H213L212 126H215V125H216V127H217V126H219ZM232 124H233V123H232ZM109 125H111V124L109 123ZM113 125H114V124H113ZM120 125H121V124H120ZM138 125H139V124H138ZM145 125H146V124H145ZM150 125H149V126H150ZM154 125H155V124H154ZM163 125H165V124H163ZM170 125H171V124H170ZM184 125H183V126H184ZM228 125H230V123H228ZM233 125H234V124H233ZM235 125H236V124H235ZM235 125H234V127H235ZM237 125H238V124H237ZM239 125H240V124H239ZM256 125H258V124H256ZM98 126H99V125H98ZM124 126L126 127V124H125ZM151 126H153V124H152ZM160 126H161V125H160ZM177 126H179V125H177ZM177 126H175L176 129H177ZM181 126H182V125H181ZM185 126H186V125H185ZM188 126L191 127V123H190ZM192 126H194V125H192ZM206 126H207V125H206ZM246 126H247V125H246ZM248 126H250V125H248ZM253 126H255V125L253 124ZM258 126H259V125H258ZM260 126H261V125H260ZM260 126H259V127H260ZM262 126H264V125H262ZM95 127H96V126H95ZM99 127H100V126H99ZM131 127H132V126H131ZM175 127H174V128H175ZM179 127H180V126H179ZM204 127H205V125H204ZM204 127H203V128L201 127V128L204 129ZM242 127H243V125H242ZM244 127H245V126H244ZM256 127H257V126H256ZM101 128H102V126H101ZM109 128H111V127H109ZM117 128H118V127H117ZM140 128H141L142 130H144V128H142V127H140ZM145 128H146V127H145ZM157 128H159V127H157ZM157 128H154V129H155V130H158ZM172 128H173V127H172ZM172 128H171V129H172ZM183 128H184V127H183ZM206 128H208V127H206ZM211 128H212V127H210V129H211ZM239 128H240V126H239ZM245 128H246V127H245ZM245 128H244V129H245ZM262 128H263V127H262ZM86 129H87V128H86ZM102 129H103V128H102ZM104 129H105V128H104ZM106 129H107V128H106ZM111 129H112V128H111ZM125 129H126V128H125ZM171 129H170V130H171ZM179 129H180V128H179ZM181 129H182V128H181ZM195 129H196V128H195ZM210 129H209V130H210ZM213 129H215V127H214ZM213 129H212V130H213ZM218 129H219L220 134H221V136H222V138H223L222 141H220L219 143L222 144V145H224V146H229V148L233 147L235 140H236L237 137L239 136V135H238V133H239L238 130H239V129L234 128L232 131H230V132H231V135H230L229 137H227L226 135H227V133H228V130H230V129H227V127H225L224 125L219 126ZM218 129H217V130H218ZM246 129H247V128H246ZM253 129H254V128H253ZM93 130H94V128H93ZM107 130H108V129H107ZM107 130H106V131H107ZM121 130H122V128H121ZM160 130H162V128H161ZM172 130H173V129H172ZM183 130H184V129H183ZM196 130H198V129H196ZM251 130H252V129H251ZM257 130H258V129H257ZM257 130H256V131H257ZM110 131H111V130H110ZM110 131H109V132H110ZM152 131H153V129H152ZM164 131H165V130H164ZM202 131H203V130H202ZM256 131H255V133H256ZM87 132H88V131H87ZM89 132H90V131H89ZM126 132H127V131H126ZM146 132H147V131H146ZM148 132H149V130H148ZM148 132H147V133H148ZM162 132H163V131H162ZM195 132H196V131H195ZM200 132H201V131H200ZM200 132H199V133H200ZM209 132H210V131H209ZM212 132H214V131H212ZM215 132L217 133L216 129H215ZM230 132H229V133H230ZM240 132H241V131H240ZM244 132H246V131H244ZM258 132H259V131H258ZM262 132H263V130H262ZM111 133H112V132H111ZM116 133H117V132H116ZM123 133H124V132H123ZM143 133H145V131H143ZM160 133H161V132H160ZM177 133H178V132H177ZM182 133H183V132H182ZM185 133H186V132H185ZM188 133H189V132H188ZM242 133H243V132H242ZM255 133L252 132V134H255ZM98 134H99V133H98ZM100 134H101V133H100ZM107 134H108V133H107ZM117 134H118V133H117ZM119 134H120V132H119ZM130 134H131V133H130ZM130 134H129V135H130ZM132 134H133L132 137H133V136H136V135H139V134L134 135V133H132ZM157 134H158V133H157ZM162 134H163V133H162ZM190 134H191V132H190ZM244 134H245V133H244ZM250 134H251V132L249 133V135H250ZM260 134H261V133H260ZM103 135H104V134H103ZM115 135H116V134H115ZM141 135H142V134H140V137H141ZM155 135H156V134H155ZM182 135H183V134H182ZM196 135H197V136H196ZM196 135L193 136V137L190 136V137H185V138H182V137L179 136L180 138H182V139L179 141V144L183 147V148H182L183 151H184V149H185L184 152H186L187 155H188V157H183V160H182V161L180 160V161H181L180 163H181L182 165L186 164L187 167H192V168L196 169L195 171H197L198 174H199L200 176H205V173H206L207 171H210L209 168H206V167H204V168H200V167H198V162H196V160H197V161H201L202 159L205 160V158L207 157V156L205 155V153L201 152V153L197 154V152H198V151L200 152L202 149H203V150L207 149V144H208V143L206 144L205 142L202 141V139L198 138V136H199L198 133H197ZM218 135H219V134H218ZM237 135H238V136H237ZM100 136H101V135H100ZM120 136H121V135H120ZM144 136H146V133H145ZM144 136L142 135V137H144ZM150 136H151V135H150ZM186 136H187V135H186ZM188 136H189V134H188ZM202 136H203V135H202ZM206 136H207V135H206ZM210 136H212V135H210ZM213 136H214V135H213ZM213 136H212V137H213ZM221 136H220V137H221ZM243 136H244V135H243ZM96 137H97V136H96ZM112 137H113V136H112ZM117 137H118V136H117ZM122 137H123V136H122ZM129 137H130V136H129ZM140 137L138 136V138H140ZM146 137H147V136H146ZM212 137H211V138H212ZM251 137H252V136H251ZM169 138H170V137H169ZM173 138H174V137H173ZM175 138H176V137H175ZM177 138H178V137H177ZM177 138H176V139H177ZM208 138H209V137H208ZM213 138H214V137H213ZM132 139H133V138H132ZM147 139H148V138H147ZM149 139H150V138H149ZM155 139H157V138H155ZM158 139H159V138H158ZM104 140H105V139H104ZM178 140H179V138H178ZM208 140H210V138H209ZM208 140H207V141H208ZM212 140H213V139H212ZM237 140H238V139H237ZM95 141H96V139H95ZM98 141H99V140H98ZM108 141H110V140H108ZM133 141H134V140H133ZM140 141H141V140H140ZM142 141H143V140H142ZM151 141H152V140H151ZM176 141H177V140H176ZM96 142H97V141H96ZM102 142H103V141H102ZM97 143H98V142H97ZM99 143H100V142H99ZM103 143H104V142H103ZM106 143H107V142H106ZM130 143H131V142H130ZM137 143H138V142H137ZM210 143H212V142H210ZM150 144H151V143H150ZM166 144H169V142H166ZM171 144H172V143H171ZM171 144H170V145H171ZM179 144H178V145H179ZM216 144H217V143H216ZM235 144H236V143H235ZM107 145H108V144H107ZM113 145H114V144H113ZM136 145H137V144H136ZM109 146H112V144L110 143ZM140 146H142V145H140ZM146 146H147V145H146ZM168 146H169V145H168ZM209 146H211V145H209ZM241 146H242V145H241ZM106 147H107V146H106ZM132 147H133V146H132ZM173 147H174V146H173ZM173 147H172V148H173ZM242 147H243V146H242ZM244 147H245V146H244ZM253 147H254V146H253ZM96 148H97V147H96ZM125 148H126V147H125ZM149 148H150V147H149ZM161 148H162V147H161ZM163 148H164V147H163ZM175 148H176V147H174V149H175ZM225 148H226V147H225ZM229 148H228V149H229ZM240 148H241V147H240ZM251 148H252V146H251ZM103 149H104V148H103ZM108 149H109V148H108ZM108 149H107V150H108ZM146 149H147V148H146ZM180 149H181V148H180ZM214 149H215V148H214ZM218 149H219V148H218ZM218 149H217V151H218ZM223 149H224V148H223ZM226 149H227V148H226ZM100 150H101V149H100ZM123 150H124V149H123ZM131 150H133V148H132ZM131 150H128V148H126V151H130V152H131ZM142 150H143V149H142ZM159 150H160V149H159ZM159 150H158V151H159ZM170 150L173 151V149H170ZM236 150H237V149H236ZM236 150H235V149L233 150V154H234V156H232V159L230 160V162L225 163V164H218L217 167H218L219 169H221V170H229V169H231V168H232V169H236V170L241 169V168L243 167V163H242V161L240 160V158H241V153H242V152H239V151H236ZM240 150H241V149H240ZM246 150H247V149H246ZM246 150H244V152H245ZM98 151H99V150H98ZM101 151H102V150H101ZM111 151H112V150H111ZM143 151H144V150H143ZM143 151H142V152H143ZM160 151H163V150H160ZM227 151H229V150H227ZM249 151H250V150H249ZM255 151H256V150H255ZM124 152H125V150H124ZM124 152H123V153H124ZM135 152H136V151L134 150V153H135ZM142 152H141V153H142ZM163 152H164V151H163ZM165 152H167V151L165 150ZM170 152H171V151H170ZM215 152H216V151H215ZM215 152L213 151L212 154L215 153ZM222 152H223V151H222ZM244 152H243V154H244ZM107 153H108V152H106V154H107ZM114 153H115V152H114ZM125 153H126V152H125ZM141 153H140V154H141ZM149 153H150V151H148V154H149ZM158 153H159V152H158ZM181 153H182V152H181ZM210 153H211V152H210ZM218 153H219V152H218ZM251 153H252V152H251ZM103 154H104V153H103ZM132 154H133V153H132ZM159 154H160V153H159ZM168 154L170 155V153H168ZM206 154H209V153L206 152ZM212 154H211V155H212ZM248 154H249V152H248ZM248 154H247V155H248ZM116 155H118V154H116ZM128 155H129V154H128ZM128 155H127V156H128ZM142 155H143V154H142ZM142 155H141V156H142ZM146 155H147V154H146V152H145V155H144V156H146ZM171 155H172V154H171ZM174 155H175V154H173V157H174ZM176 155H177V154H176ZM195 155H197V156H195ZM216 155H217V154H216ZM244 155H245V154H244ZM121 156H122V154H121ZM125 156H126V155H125ZM131 156H133V155H131ZM224 156H225V155H224ZM168 157L172 158L171 156H168ZM176 157H177V156H176ZM181 157H182V156H181ZM129 158H130V157H129ZM135 158H136V157H135ZM135 158H133L132 160H134ZM144 158H145V157H144ZM144 158H143V159H144ZM148 158H149V157H148ZM148 158H146V160H143L144 163H147V162H148V161H147ZM177 158H178V157H177ZM177 158H176V159H177ZM212 158H213V157H212ZM216 158H218V156H216ZM124 159H125V158H124ZM130 159H131V158H130ZM166 159H168V158L166 157ZM173 159L175 160V157H174ZM178 159H179V158H178ZM178 159H177V160H178ZM206 159H207V158H206ZM115 160H116V159H115ZM138 160L140 161V159H138ZM156 160H157V159L155 158L154 161H156ZM161 160H162V159H161ZM163 160H165V159H163ZM226 160H227V159H226ZM232 160H233V161H232ZM123 161H125V160H123ZM145 161H147V162H145ZM167 161H169V160H167ZM171 161H172V160H171ZM210 161H211V159H210ZM222 161H223V160H222ZM222 161H221V162H222ZM244 161H245V160H244ZM119 162H120V164H121V161H119ZM125 162H126V161H125ZM127 162H128V161H127ZM136 162H137V158H136ZM178 162H179V161H178ZM204 162H205V161H204ZM252 162H253V161H252ZM122 163H123V162H122ZM139 163H140V162H139ZM212 163L214 164V162H212ZM219 163H220V162H219ZM131 164H133V163L131 162ZM142 164H143V163H142ZM155 164H156V163H155ZM160 164H161V162H160ZM164 164H165V163H164ZM170 164H173V165H174L173 161H172V163H170ZM245 164H246V163H245ZM150 165H151V163H150ZM156 165H158V164H156ZM166 165H167V164H166ZM216 165H217V163H216ZM93 166H94V165H93ZM134 166H137V165H134ZM140 166H141V165H140ZM143 166H144V164H143ZM145 166H146V165H145ZM202 166H203V165H202ZM204 166H205V165H204ZM206 166H207V165H206ZM155 167H156V166H155ZM160 167H161V166H160ZM116 168H117V167H116ZM139 168H140V167H139ZM162 168H163V167H162ZM183 168H184V167H183ZM91 169H92V168H91ZM91 169H90V170H91ZM156 169H157V168H156ZM159 169H160V168H159ZM148 170H149V169H148ZM153 170H154V169H153ZM172 170H173V168H172ZM172 170L170 171V169H169V172L171 173ZM183 170H184V169H183ZM212 170H213V169H212ZM91 171H92V170H91ZM123 171H124V170H123ZM159 171H160V170H159ZM164 171H165V170H164ZM176 171H177V170H176ZM195 171H194V172H195ZM103 172H104V171H103ZM140 172H141V171H140ZM169 172H166V173H169ZM174 172H175V171H174ZM174 172H173V173H174ZM183 172H184V171H183ZM186 172H187V171H186ZM188 172H189V171H188ZM212 172H213V171H212ZM226 172H228V171H226ZM234 172H235V171H234ZM234 172H233V173H234ZM238 172H239V171H238ZM243 172H244V171H243ZM127 173H128V170H127ZM130 173H131V172H130ZM170 173H169L168 175H170ZM178 173H179V171H178ZM192 173H193V172H192ZM97 174H98V173H97ZM148 174H149V173H148ZM153 174H154V173H153ZM181 174H182V173H181ZM181 174H180V175H181ZM84 175H85V174H84ZM87 175H88V174H87ZM113 175H114V174H113ZM124 175H125V174H124ZM158 175H159V174H158ZM175 175H176V174H175ZM206 175H209V174L207 173ZM232 175H233V174H232ZM82 176H83V175H82ZM101 176H102V175H101ZM110 176H111V175H110ZM122 176H123V175H122ZM126 176H128V175H126ZM133 176H134V175H133ZM147 176H149V175H147ZM147 176H143V177L141 176V177H140V180H143L144 177H147ZM165 176H166V175H165ZM97 177H98V176H97ZM113 177H114V176H113ZM128 177H129V176H128ZM130 177H131V176H130ZM136 177H137V176H136ZM157 177H158V176H157ZM170 177H171V175H170ZM181 177H182V176L179 177L180 180L182 179ZM211 177H212V176H211ZM256 177H257V176H256ZM79 178H81V177H79ZM87 178H88V177H87ZM87 178H86V179H87ZM89 178H90V177H89ZM89 178H88V179H89ZM107 178H108V177H107ZM133 178H134V182H135V181H136V180H135V177H133ZM141 178H142V179H141ZM149 178H150V176H149ZM164 178H165V177H164ZM176 178H177V176H176ZM176 178H173V179H176ZM198 178H199V177H197V179H198ZM200 178H201V177H200ZM92 179H93V177H92ZM97 179H98V178H97ZM108 179H109V178H108ZM130 179H132V177H131ZM137 179H138V178H137ZM165 179H166V178H165ZM169 179H170V178H169ZM171 179H172V178H171ZM177 179H178V178H177ZM183 179H185V178H183ZM197 179H196V180H197ZM99 180H100V179H99ZM120 180H121V177H120ZM122 180H123V179H122ZM124 180H125V179H124ZM127 180H128V178H127ZM145 180H146V179H145ZM147 180H150V179H147ZM207 180H208V179H207ZM113 181H114V180H113ZM137 181H138V180H137ZM160 181H162V180H160ZM169 181H170V180H169ZM171 181H172V180H171ZM194 181H195V180H194ZM202 181H203V180H202ZM95 182H96V181H95ZM95 182H94V183H95ZM107 182H108V180H107ZM132 182H133V181H132ZM134 182L132 183L133 185H134ZM140 182H141V181H140ZM140 182H139V183H140ZM148 182H149V181H148ZM185 182H186V181H185ZM199 182H200V181H199ZM98 183H99V181H98ZM100 183H101V182H100ZM100 183H99V184H100ZM108 183H109V182H108ZM116 183H117V182H116ZM122 183H123V182H122ZM125 183H127V181H126ZM139 183L137 184V186L139 185ZM144 183H145V181H144ZM144 183L141 184V185H144ZM163 183H164V182H163ZM166 183H167V182H166ZM168 183H169V182H168ZM175 183H176V182H175ZM111 184H113V183H111ZM117 184H118V183H117ZM129 184H130V183H129ZM147 184H148V183H147ZM160 184H161V182H160ZM160 184H159V185H160ZM170 184H171V183H170ZM196 184H197V183H196ZM114 185H116V184H114ZM121 185H122V184H121ZM121 185H120V186H121ZM151 185H153V184H151ZM151 185H150V183H149L148 186L150 187ZM157 185H158V184H157ZM173 185H174V184H173ZM188 185H189V182H188ZM191 185H192V184H191ZM110 186H112V185H110ZM120 186L118 187V189L120 188ZM122 186H123V185H122ZM135 186H136V185H135ZM135 186H133V187H135ZM146 186H147V185H146ZM146 186H144V189H145ZM153 186H154V185H153ZM162 186H163V185H162ZM169 186H170V185H169ZM174 186H175V185H174ZM194 186H195V185H194ZM198 186H200V185H198ZM247 186H248V185H247ZM123 187H124V186H123ZM123 187H122V188H123ZM126 187H127V185H126ZM128 187H129V186H128ZM131 187H132V186H131ZM149 187H147V188H149ZM164 187H165V186H164ZM177 187H178V186H177ZM229 187H230V186H229ZM257 187H258V186H257ZM97 188H98V187H97ZM99 188H100V186H99ZM124 188H125V187H124ZM147 188H146V189H147ZM158 188H159V187H158ZM158 188H157V189H158ZM160 188L162 189L163 187L160 186ZM172 188H174V187H172ZM204 188H205V187H204ZM100 189H101V188H100ZM100 189H99V190H100ZM108 189H109V188H108ZM116 189H117V188H116ZM149 189L151 190V187H150ZM153 189H154V188H152V190H153ZM163 189H164V188H163ZM177 189H178V188H177ZM177 189H171V188L169 187V189H168L169 191L166 193V196H167V197H170V198H171V197L173 198V197H175V196L177 197V195L179 194V190H177ZM184 189H185V188H184ZM190 189H191V188H190ZM190 189H189V190H190ZM141 190H143V189H141ZM150 190L148 191L149 193H150ZM166 190H167V189H166ZM191 190H192V189H191ZM197 190H198V189H197ZM146 191H147V190H146ZM164 191H165V190H164ZM192 191H193V190H192ZM128 192H130V191H128ZM156 192H157V191H156ZM158 192H160V191H158ZM158 192H157V193H158ZM161 192H163V191H161ZM161 192H160V194H161ZM244 192H245V191H244ZM119 193H120V192H119ZM126 193H127V191H126ZM145 193H146V192H145ZM152 193H153V192H152ZM154 193H155V192H154ZM163 193H164V192H163ZM163 193H162V195H163ZM181 193H183V192L181 191ZM120 194H121V193H120ZM132 194H133V193H132ZM135 194H136V193H135ZM140 194H141V192H139V194H137V195H140ZM147 194H148V193H147ZM160 194H159V195H160ZM233 194H234V192H233ZM128 195H129V193H128ZM156 195H158V194H156ZM181 195H182V194H181ZM130 196H131V195H130ZM148 196L150 197V194H149ZM152 196H153V195H152ZM154 196H155V195H154ZM166 196H165V197H166ZM196 196H198V195H196ZM199 196H200V195H199ZM231 196H232V195H231ZM245 196H246V195H245ZM262 196H263V195H262ZM155 197L158 198V196H155ZM161 197H162V196H161ZM165 197H164V199L166 200L167 197H166V198H165ZM200 197H201V196H200ZM225 197H226V196H225ZM227 197H228V196H227ZM133 198H135V197H134V194H133ZM144 198H145V201H146V199H148V198H146V196H145ZM144 198H143L142 201H144ZM137 199H138V196H137ZM141 199H142V198H140V200H141ZM160 199H161V198H160ZM168 199H169V198H168ZM188 199H190V198H188ZM214 199H215V198H214ZM225 199H226V198H225ZM244 199H245V198H244ZM250 199H251V198H250ZM250 199H249V200H250ZM156 200H158V199H156ZM203 200H204V199H203ZM203 200H202V201H203ZM123 201H124V199H123ZM158 201H160V200H158ZM194 201H195V200H194ZM200 201H201V200H200ZM210 201H211V200H210ZM106 202H107V201H106ZM137 202H138V201H137ZM139 202H140V201H139ZM161 202H162V200H161ZM231 202H232V201H231ZM109 203H110V202H109ZM122 203H123V202H122ZM145 203H146V202H145ZM158 203H160V202H158ZM173 203H174V202H173ZM183 203H185V202H183ZM101 204H102V202H100V206H101ZM120 204H121V203H120ZM130 204H131V203H130ZM143 204H144V203H143ZM154 204H155V203H154ZM180 204H181V203H180ZM180 204H179V205H180ZM187 204H189V203H187ZM105 205H106V204H105ZM128 205H129V204H128ZM128 205H127V206H128ZM134 205H135V204H134ZM138 205H139V204H138ZM140 205H141V204H140ZM151 205H152V204H151ZM165 205L167 206V204H165ZM172 205H173V204H172ZM175 205H176V204H175ZM191 205H192V204H191ZM196 205H197V204H196ZM207 205H208V204H207ZM160 206H161V205H160ZM160 206L158 205V207H160ZM236 206H237V205H236ZM103 207H104V206H103ZM110 207H111V206H110ZM125 207H126V206H125ZM172 207H173V206H172ZM175 207H176V206H175ZM179 207H180V206H177L175 209H177V208H179ZM192 207H193V206H192ZM229 207H230V205H229ZM101 208H102V207H101ZM130 208H131V210L133 211L134 208L132 209L131 206H130ZM142 208H143V206H142ZM184 208H186V207H184ZM190 208H191V207H190ZM190 208H189V209H190ZM199 208H200V207H199ZM214 208H215V207H214ZM157 209H158V208H157ZM179 209H180V208H179ZM192 209H193V208H192ZM194 209H195V208H194ZM202 209H203V208H202ZM215 209H216V208H215ZM104 210H105V209H104ZM108 210H109V209H108ZM129 210H130V209H129ZM158 210L161 211V212H166V208H164V207H163V208L160 207ZM171 210H172V208H171ZM132 211H131V212H132ZM134 211H135V210H134ZM136 211H137V210H136ZM190 211L192 212V210H190ZM102 212H103V210H102ZM194 212H196V211H194ZM136 213H137V212H136ZM143 213H144V212H143ZM143 213H142V214H143ZM154 213H156V212H154ZM196 213H197V212H196ZM235 213H236V212H235ZM163 214H164V213H163ZM192 214H193V213H192ZM131 215H132V214H131ZM134 216H136V215H134ZM134 216H133V217H134ZM168 216H170V215H167V216H165V217H168ZM195 216H197V215H195ZM142 217H144V216H142ZM142 217H140V218H142ZM160 217H162V216H160ZM163 217H164V216H163ZM170 217H171V216H170ZM191 217H192V216H191ZM197 217H198V216H197ZM257 217H258V216H257ZM135 218H136V217H135ZM163 219H164V218H163ZM167 219H169V218H166V219H164V220H167ZM174 219H175V218H174ZM180 219H181V218H180ZM219 219H220V218H219ZM79 220H80V219H79ZM128 220H129V218H128ZM132 220H133V219H132ZM137 220H138V219H137ZM143 220H144V219H143ZM143 220H142V221H143ZM157 220H158V219H157ZM164 220H163V221H164ZM192 220H193V218H192ZM257 220H258V219H257ZM80 221H81V220H80ZM83 221H84V220H83ZM83 221H81V222H83ZM87 221H89V224H90V223H91L90 221H92V220H87ZM93 221H94V220H93ZM93 221H92V222H93ZM130 221H131V220H130ZM158 221H159V220H158ZM177 221H178V219H177ZM219 221H220V220H219ZM85 222H86V219H85ZM94 222H95V221H94ZM138 222L141 223L140 221H137L136 223H138ZM191 222H193V221H191ZM213 222H214V221H213ZM132 223H133V222H132ZM139 223H138V225H139ZM183 223H184V222H183ZM219 223H220V222H219ZM80 224H81V223H80ZM87 224H88V222H87ZM93 224H94V223H93ZM130 224H131V223H130ZM164 224H165V223H164ZM164 224H163V226H164ZM173 224H174V223H173ZM186 224H187V223H186ZM193 224H194V223H193ZM209 224H210V223H209ZM81 225H82V224H81ZM85 225H86V224H85ZM123 225H124V224H123ZM127 225H128V224H127ZM135 225H136V224H135ZM141 225H142V224H141ZM215 225H216V224H215ZM82 226H83V225H82ZM90 226H91V225H90ZM92 226H93V225H92ZM99 226H100V225H99ZM129 226H130V225H129ZM188 226H189V225H188ZM260 226H261V225H260ZM80 227H81V226H80ZM83 227H84V226H83ZM93 227H94V226H93ZM126 227H128V226H126ZM130 227H131V226H130ZM132 227H134V226L132 225ZM138 227H139V226H138ZM142 227H143V226H142ZM181 227H182V225H181ZM190 227H192V226H190ZM213 227H214V226H213ZM217 227H218V226H217ZM220 227H221V225H220ZM220 227H218L217 229L214 227V229H216V230H214L213 235H211V236H212V239L214 240L215 243H219V242L222 241L221 238H220V235H221V230L223 229V226H222L221 228H220ZM85 228H86V227H85ZM94 228H96V226H95ZM103 228H104V227H103ZM140 228H141V226H140ZM211 228H212V227H211ZM79 229H80V228H79ZM83 229H84V228H83ZM96 229H98V228H96ZM100 229H101V228H100ZM100 229H99V230H100ZM138 229H139V228H138ZM207 229H208V228H207ZM85 230H86V229H85ZM94 230H95V229H94ZM94 230H93V231H94ZM127 230H128V229H127ZM140 230L142 231V229H140ZM140 230H139V231H140ZM160 230H161V229H160ZM162 230H163V229H162ZM167 230L169 231V228H168ZM211 230H213V229H211ZM101 231H103V230H101ZM131 231H132V230H129V233H130ZM186 231H187V230H186ZM207 231H208V230H207ZM258 231H259V230H258ZM81 232H82V231H81ZM103 232H104V231H103ZM126 232H127V231H126ZM163 232H164V231H163ZM166 232H167V231H166ZM170 232H171V229H170ZM170 232H169V233H170ZM179 232H180V231H179ZM183 232H184V231H183ZM222 232L224 233V231H222ZM85 233H86V232H85ZM100 233H101V232H100ZM134 233H135V232H134ZM134 233L131 232V234H134ZM137 233H138V231H137ZM139 233H140V232H139ZM167 233H168V232H167ZM169 233H168V234H169ZM175 233H176V232H175ZM188 233H192V232H189V231H188ZM201 233H202V232H201ZM208 233H209V232H208ZM89 234H90V233H89ZM131 234H130V237H131ZM140 234H142V233H140ZM162 234H163V233H162ZM179 234H180V233H179ZM179 234H177V235L179 236ZM181 234H182V232H181ZM198 234H199V233H198ZM255 234H256V233H255ZM136 235H137V234H136ZM138 235H139V234H138ZM142 235H143V234H142ZM165 235H167V234H165ZM174 235H175V234H174ZM194 235H195V233H194ZM196 235H197V232H196ZM207 235H209V234H207ZM225 235H226V227H225ZM80 236H81V235H80ZM80 236H79V238H80ZM167 236H168V235H167ZM178 236H177V237H178ZM200 236H201V235H200ZM87 237H88V236H87ZM91 237H92V236H91ZM99 237H100V236H99ZM126 237H129V235L126 236ZM175 237H176V235H175ZM223 237H224V239H225V236H222V238H223ZM102 238H103V237H102ZM141 238H143V237H141ZM148 238H149V237H148ZM162 238H164L163 235H162ZM179 238H180V237H179ZM196 238H197V237H196ZM200 238H201V237H200ZM239 238H240V237H239ZM84 239H85V238H84ZM84 239H83V240H84ZM89 239H90V238H89ZM93 239L96 240L95 238H93ZM97 239H99V238H97ZM100 239H101V237H100ZM106 239H107V238H106ZM129 239H130V238H129ZM132 239H134V237H133ZM135 239H138V238H135ZM154 239H155V238H154ZM168 239H169V238H168ZM197 239H198V238H197ZM201 239H202V238H201ZM249 239H250V238H249ZM94 240H93V241H94ZM138 240H140V239H138ZM203 240L205 241V239H203ZM208 240H209V239H208ZM79 241H80V240H79ZM93 241L91 240L90 242H93ZM101 241H103V240L101 239ZM126 241L128 242V239H127ZM126 241H125V242H126ZM133 241H135V240H133ZM142 241H143V240H142ZM195 241H196V240H195ZM199 241H200V240H199ZM204 241H202V242H204ZM209 241H211V238H210ZM224 241H225V240H223V242H224ZM236 241H237V239H236ZM88 242H89V241H88ZM88 242H87V243H88ZM103 242H104V241H103ZM103 242H100V243H103ZM129 242L132 243L131 241H129ZM138 242H139V241H137V243H138ZM165 242H166V241H165ZM223 242H222V243H223ZM100 243H99V245H100ZM105 243H106V242H105ZM130 243H129V244H130ZM137 243H136V244H137ZM140 243H141V242H140ZM140 243H138V244H140ZM210 243H211V242H210ZM96 244H98V242H96ZM107 244H108V243H107ZM125 244H126V243H125ZM127 244H128V243H127ZM133 244H134V243H132L131 246H132ZM197 244H198V243H197ZM207 244H208V243H204V244L202 243L201 246H202V245H206V246H207ZM211 244H212V243H211ZM94 245H95V244H94ZM109 245H110V244H109ZM111 245H112V244H111ZM159 245H160V244H159ZM220 245H221V244H220ZM119 246H120V245H118V247H119ZM124 246H125V249H126V246H127V245H124ZM134 246H135V245H134ZM191 246H193V244H192ZM206 246H204V247H206ZM136 247H137V246H136ZM180 247H181V246H180ZM186 247H187V246H186ZM193 247H194V246H193ZM195 247H196L195 249L197 250L198 247H197V246H195ZM81 248H83V247L81 246ZM128 248H129V247H128ZM187 248H188V247H187ZM202 248H203V246H202ZM116 249H117V247H116ZM129 249H130V248H129ZM132 249H133V248H132ZM191 249H192V248H191ZM193 249H194V248H193ZM193 249H192L191 253L193 252ZM120 250H122V249L120 248L119 251H120ZM116 251H117V250H116ZM127 251H128V250H127ZM134 251H135V250H134ZM194 252H195V251H194ZM196 252H198V251H196ZM261 253H262V252H261ZM87 254H88V253H87ZM89 254H90V253H89ZM181 254H182V253H181ZM195 254H196V253H195ZM219 254H220V253H219ZM222 254H223V253H222ZM122 255H123V254L121 253V256H122ZM82 256H83V255H82ZM84 256H85V255H84ZM121 256H120V257H121ZM160 256H161V255H160ZM79 257H80V256H79ZM126 257H127V256H126ZM126 257H125V258H126ZM130 257H132V256H130ZM139 257H140V256H139ZM87 258H88V257H87ZM125 258H124V259H125ZM83 259H84V258H83ZM115 259H116V258H115ZM158 259H159V258H158ZM263 259H264V258H263ZM131 260H132V259H131ZM220 260H222V259H220ZM254 260H255V259H254ZM124 261H125V260H124ZM135 261H136V260H135ZM249 261H250V260H249ZM115 262H116V261H115ZM125 262H126V261H125ZM245 262H246V261H245ZM117 263H120V262H117ZM218 263H220V261H219ZM222 263H223V262H222ZM84 264H86V263H84ZM114 264H115V263H114ZM216 264H217V263H216Z\"/></svg>",
  "mask_w": 264,
  "mask_h": 264
}]
</instances>
